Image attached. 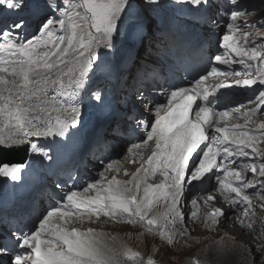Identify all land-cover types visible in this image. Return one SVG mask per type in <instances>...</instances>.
Listing matches in <instances>:
<instances>
[{
  "label": "snow or ice",
  "instance_id": "obj_1",
  "mask_svg": "<svg viewBox=\"0 0 264 264\" xmlns=\"http://www.w3.org/2000/svg\"><path fill=\"white\" fill-rule=\"evenodd\" d=\"M170 2L173 6H189L193 27L215 24L211 15L213 0ZM229 4L228 34L223 36L222 43L224 53L214 54L210 59L223 65L239 63L250 70L232 75L248 77L253 71L255 75L217 83L210 89L205 83L210 76L229 75L212 67L194 79L191 87L169 83L162 93L167 96L166 103L161 104L153 94V86L146 83V69L138 53L142 46L154 47L155 17L166 7L164 0H0V14L17 13L11 24L0 28V154L21 147L30 154H39L42 165L45 160L48 162L44 178L51 181L60 197L31 230L7 229L0 233V264H125L122 257L143 264L140 252L110 247L103 231L69 226L77 220L99 222L104 218L106 222L142 224L173 252L177 237L199 242L192 235L195 227H188L185 221L200 223V205L195 197L185 204L186 187L213 178L232 211L214 208L205 214L203 228L216 232L222 223L235 218L246 231H256L253 216L249 215L252 199L247 190L264 191V162H253L264 160L260 148L264 143V121L257 128L248 125L264 109V90L256 93V106L243 112L242 104L217 111L211 106L210 97L217 90L233 85L247 88L259 85L264 89V43H256L264 40V33L242 31V27L264 25V21H240L242 15L248 14V8L241 0H229ZM28 29H34L37 35L31 39L22 36ZM201 47L200 41L185 43L179 53L180 62L193 58ZM232 56L238 59L233 60ZM171 64L175 66L176 61ZM98 72L106 83L98 85L92 97L102 106L105 133L78 142L72 133L84 126L80 94L91 89L92 78ZM193 105H196L194 113ZM234 113L244 118L243 125L228 123ZM146 116L151 119L146 120ZM136 132L143 138L138 143L132 142L127 152L132 157L139 155L140 163L131 173L123 169V175L129 179L117 178L122 170L118 162L111 161L106 166L101 162L105 172L115 173L110 179L101 173L99 180L83 189L76 190L73 186L67 192L68 181L76 179L72 171L67 172V179H61L57 151L33 139H57L67 158L75 160L101 140L123 141ZM209 132L213 133L211 137ZM149 142L154 148L145 159L138 150L146 148ZM237 158L240 164L234 167ZM24 167L0 163V175L19 180ZM243 170H250L252 178H246ZM157 172L162 181L149 183V177ZM215 199L209 195L203 203L207 205ZM160 205L162 210H158ZM237 205L243 206L247 222L236 214ZM187 206L194 210L186 214ZM260 229L264 231V220ZM256 239H260V232ZM216 244L215 256L219 259L212 264H225L224 256L230 245L223 236ZM231 246L240 247L237 237H231ZM241 250L243 264H264V243L244 244ZM148 264L158 262L149 258Z\"/></svg>",
  "mask_w": 264,
  "mask_h": 264
},
{
  "label": "rangeland",
  "instance_id": "obj_2",
  "mask_svg": "<svg viewBox=\"0 0 264 264\" xmlns=\"http://www.w3.org/2000/svg\"><path fill=\"white\" fill-rule=\"evenodd\" d=\"M164 3L166 5V9H163V10L172 9L171 8L172 3L170 2V0H164ZM259 11L261 13L264 12V5H262L259 8ZM263 21H264V17H263ZM263 26L264 25H261V27ZM145 48L146 46L142 47V49H145ZM149 50L150 51L156 50V45L150 48ZM146 57L147 56H144L143 59ZM140 61H142V59ZM88 101H93V102L87 105L85 104L82 105V115H84L85 112H88L89 109H92V108L96 109L100 105V103L98 101H95L92 96L84 100L85 103H87ZM259 201L262 203V205H264V200L261 199ZM162 209L163 208H161V210ZM203 220L204 218L200 220V223L198 225H193L191 222H185L188 225V227L190 228L195 227L196 230L192 233V235L194 237L199 238V240L204 241V246H202L201 249L198 250L197 252L199 256L203 259H208L212 262L214 260H217L218 257L215 256V252L217 248L216 241L219 240L221 236H223L225 241L228 242L230 245L229 250L224 256L225 264H234L235 262L236 263L240 262L241 264H243V252L241 248L244 244H240L239 242H237V245H239L240 247H232L231 240L225 236L224 229L227 228L229 230H232L233 232L242 233V234L249 233V231H246L245 229L238 227L234 219H231L229 221H225L224 223H222L218 231L216 232L206 231L203 228ZM261 220H264V208L257 209V215L255 214L253 217L254 225L256 229H258V232H260V239H256L257 233L254 234L253 232H250L251 240L250 242L245 243V244L264 243V231H261L260 229ZM88 224L98 226L102 224V221L94 222V223L88 222ZM140 229L141 231L138 234H135L133 232L129 233L128 235L129 242L125 243V247L127 249H131L132 251L140 252L142 256L144 252H148L150 250L152 243L154 242V240H156L157 236L154 233L147 232V230L144 227H140ZM106 231H103V232L107 233L108 231L107 232ZM182 240L187 241V240H192V239L182 238ZM172 248L174 249V252L169 250L167 245L165 246L161 243L156 245V247L153 250V258L154 259L163 258L167 260L168 264H173L174 259L176 258L177 255L178 257L182 258L183 255L181 254H184L185 252L190 251L189 249L183 248L182 246H178L177 244H173ZM145 264H148V262H146Z\"/></svg>",
  "mask_w": 264,
  "mask_h": 264
},
{
  "label": "water",
  "instance_id": "obj_3",
  "mask_svg": "<svg viewBox=\"0 0 264 264\" xmlns=\"http://www.w3.org/2000/svg\"><path fill=\"white\" fill-rule=\"evenodd\" d=\"M25 157V150L22 149L21 153L19 156H15L9 152L0 154V163H20L23 161Z\"/></svg>",
  "mask_w": 264,
  "mask_h": 264
},
{
  "label": "bare ground",
  "instance_id": "obj_4",
  "mask_svg": "<svg viewBox=\"0 0 264 264\" xmlns=\"http://www.w3.org/2000/svg\"><path fill=\"white\" fill-rule=\"evenodd\" d=\"M186 75H187V73H184V76L183 77H186ZM178 81H181V80H183L182 78H178L177 79ZM176 81V80H175ZM93 124H96V123H93ZM232 211V210H231ZM108 231V229L106 228V229H104L103 231ZM106 231V232H107ZM230 235H231V237L232 236H234L235 235V233L234 232H230ZM238 239L240 240V241H243V242H248L249 240H250V236L248 235V234H244V235H239L238 236Z\"/></svg>",
  "mask_w": 264,
  "mask_h": 264
}]
</instances>
